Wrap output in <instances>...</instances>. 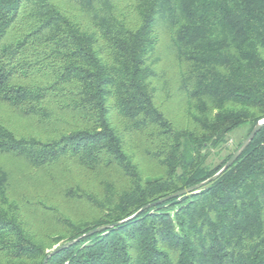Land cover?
I'll use <instances>...</instances> for the list:
<instances>
[{
	"label": "trees",
	"instance_id": "1",
	"mask_svg": "<svg viewBox=\"0 0 264 264\" xmlns=\"http://www.w3.org/2000/svg\"><path fill=\"white\" fill-rule=\"evenodd\" d=\"M263 118L264 0H0V264H264V126L141 210Z\"/></svg>",
	"mask_w": 264,
	"mask_h": 264
},
{
	"label": "water",
	"instance_id": "2",
	"mask_svg": "<svg viewBox=\"0 0 264 264\" xmlns=\"http://www.w3.org/2000/svg\"><path fill=\"white\" fill-rule=\"evenodd\" d=\"M264 126V118L261 119L256 125L255 127L252 129V131L249 133V135L244 139V141L242 142V144L238 147V149L233 153V155L230 157V159L226 162V164L217 172L215 173L213 176H211L210 178L196 184V185H193V186H190L188 188H185L183 190H180L178 192H175L167 197H164L162 199H160L159 201H156V202H153V203H150L146 206H144L141 210L147 208V207H150V206H153V205H156L158 203H162L166 200H169L171 198H174V197H179L183 194H188V193H191V192H196L198 191L199 189H201L203 186L209 184L211 181L215 180L217 177H219L224 171H226L237 159L238 157L243 153V151L248 147V145L250 144V142L254 139V137L256 136V134L261 130V128ZM139 212L135 213L133 216L125 219V220H128L130 218H133L135 216L138 215ZM120 223V222H119ZM119 223H116V224H119ZM116 224H111V225H104V226H100V227H97L95 229H92L91 231L85 233L84 235H82L81 237L75 239V240H72V241H69V242H66L60 246H57L53 251H52V254L56 253V252H59L60 250L72 245L73 243L79 241L81 238L83 237H87V236H90L96 232H100L102 231L103 229H106V228H109V227H112V226H115ZM45 264H47V259L45 260Z\"/></svg>",
	"mask_w": 264,
	"mask_h": 264
},
{
	"label": "rangeland",
	"instance_id": "3",
	"mask_svg": "<svg viewBox=\"0 0 264 264\" xmlns=\"http://www.w3.org/2000/svg\"><path fill=\"white\" fill-rule=\"evenodd\" d=\"M168 61H165L164 64L168 67V75L170 77V80H171V84L176 87V74H175V67L174 66H168ZM164 66V65H163ZM248 132V128L245 126V127H241V128H238L236 129L234 132H232L229 137H228V141L226 142V145H225V148L220 151V152H216L215 154L212 155V158H211V162L213 164H217L219 163L222 158L227 155V153H229L230 150H233L237 147V145L239 144V142L243 141V138L246 136ZM142 155V154H141ZM139 160H141V164L144 168H148L151 164L150 161H148L147 159H144L143 158V155L140 156L138 158ZM74 176L75 177H78L79 179H81L83 181V183H86V182H89L92 180L91 176L89 174H86V173H82V172H79V171H75L74 172ZM57 246H55L56 248ZM54 248V249H55Z\"/></svg>",
	"mask_w": 264,
	"mask_h": 264
}]
</instances>
